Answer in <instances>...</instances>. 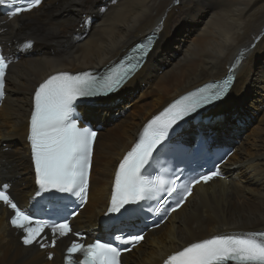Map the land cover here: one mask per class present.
<instances>
[{"label":"bare ground","instance_id":"1","mask_svg":"<svg viewBox=\"0 0 264 264\" xmlns=\"http://www.w3.org/2000/svg\"><path fill=\"white\" fill-rule=\"evenodd\" d=\"M87 17L92 21L85 30ZM155 29L159 40L141 71L115 97L79 108L102 133L94 148L89 201L71 222L72 231L57 234L55 247L48 246L53 234L47 229L39 242L25 245L24 233L10 226L12 210L0 202V264H63L74 240L88 244L101 236L118 164L144 124L179 95L221 79L240 53L246 59L227 98L174 139L192 141L201 132L232 148L223 165L226 179L197 185L122 264H163L191 243L264 230V0H44L15 17L0 8V54L9 61L0 101L2 184L9 185L18 206L28 208L37 190L28 137L38 86L61 72L99 69ZM190 34L197 35L191 43L185 40ZM28 40L35 42L30 51L24 47Z\"/></svg>","mask_w":264,"mask_h":264},{"label":"snow or ice","instance_id":"2","mask_svg":"<svg viewBox=\"0 0 264 264\" xmlns=\"http://www.w3.org/2000/svg\"><path fill=\"white\" fill-rule=\"evenodd\" d=\"M41 0H27L26 6H14L15 0H0V5L13 7L8 15L15 17L39 6ZM87 23V21H85ZM154 36L147 38L134 49V55L121 61L103 77L61 72L50 76L41 83L34 94V109L30 117L32 157L34 161L36 184L35 197L48 202L54 208L65 207V199L60 194H70L87 200L89 173L92 163L93 145L97 132L89 127H80L72 118L74 104L78 98L108 95L117 91L141 67L154 43ZM239 61H237L238 63ZM9 67L6 56L0 54V98L4 96L5 74ZM236 65H233L235 68ZM233 77L229 76L221 85H206L184 95L161 113L154 116L144 127L137 142L120 160L115 172L114 189L108 213L135 214L142 210L140 202L155 199L158 206L155 212L165 210L169 197L176 199L170 209L174 212L192 195L195 185L208 183L220 175L219 170L201 174L185 183L175 179H166L158 174L154 178L150 170L157 158L172 149L169 140L170 130L180 121L196 113L199 109L221 100L228 92ZM183 150V146H175ZM0 202L13 212L11 224L24 233L23 243L31 245L43 238L45 228H50L53 238L50 247L56 245V235L67 236L71 227L64 219L61 223L34 219L28 209L18 206L9 193L7 183L0 185ZM150 211L152 209H149ZM72 215H76L75 212ZM79 238V233H75ZM115 241L123 244L140 243L143 234L115 235ZM41 247L45 244L41 243ZM122 251L111 242L96 240L85 245L74 240L67 249L66 264H120ZM82 259L74 262V254ZM51 254L49 259H51ZM165 264H264V231L218 234L209 239L191 243L182 250L170 255Z\"/></svg>","mask_w":264,"mask_h":264},{"label":"water","instance_id":"3","mask_svg":"<svg viewBox=\"0 0 264 264\" xmlns=\"http://www.w3.org/2000/svg\"><path fill=\"white\" fill-rule=\"evenodd\" d=\"M234 86V85H233ZM233 86H231V87H229V90H228V92L225 94V96L218 102V101H216V102H214L213 104H210V105H207L206 107H204V108H201L200 110H198L197 111V115L194 117V118H192L191 120H190V122H193V120H199V121H202V119H204V115L207 113V112H210L214 107H216L217 105H219L222 101H224L226 98H227V96H228V94L230 93V91H231V89L233 88ZM116 95H114V96H112V97H115ZM109 98H111V97H109ZM95 103H97V104H99V103H101L102 101H101V99H92ZM210 118H212V117H209V119ZM188 124V122H185L184 123V125H181V126H185V125H187Z\"/></svg>","mask_w":264,"mask_h":264},{"label":"rangeland","instance_id":"4","mask_svg":"<svg viewBox=\"0 0 264 264\" xmlns=\"http://www.w3.org/2000/svg\"><path fill=\"white\" fill-rule=\"evenodd\" d=\"M196 34H190V35H187V38H185V40H187V41H189L190 43L191 42H193V41H195V39L197 38L196 36H195ZM198 60V59H197ZM130 109V108H129ZM126 110H127V108H126ZM206 131H207V129H205ZM119 131V129H117V132ZM101 132V131H100ZM99 132V133H100ZM102 133V132H101ZM187 137H189V136H187ZM190 138V137H189ZM223 139H225V137H223Z\"/></svg>","mask_w":264,"mask_h":264}]
</instances>
